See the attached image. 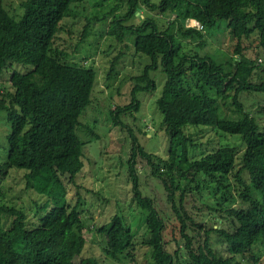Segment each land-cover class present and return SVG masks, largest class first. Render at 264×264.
I'll return each mask as SVG.
<instances>
[{
	"label": "trees",
	"instance_id": "obj_1",
	"mask_svg": "<svg viewBox=\"0 0 264 264\" xmlns=\"http://www.w3.org/2000/svg\"><path fill=\"white\" fill-rule=\"evenodd\" d=\"M87 1L25 0L22 15L16 18L0 0V77L9 73L14 90L0 93V113H6L11 126L6 136L7 160L0 163V186L12 175L23 174L27 186L47 199L37 209L38 214L45 211L40 226L28 229L22 210L1 203L0 189V264H101L94 256L85 257L95 233L105 238L106 264L135 261L136 236L125 217L117 214L103 226L91 225L80 212V202L69 204L64 183L68 177L76 185L85 167L87 143L80 130L85 127L91 135L92 128L84 126L81 117L93 103L98 72L86 63H69V54L57 43L64 22L78 20L79 7ZM127 7L125 15L112 18L107 34L121 44L133 37L136 54L150 63L134 78L130 103L112 107L110 115L114 127L131 138L127 169L133 200L144 214L147 231L141 244L151 250V264H237L240 257L259 263L264 259V128L246 109L242 95H264V81H254L261 66L259 56H248L244 46L256 35L257 49L264 56V0H127ZM143 7L174 19L162 29L153 17L142 13L143 19L134 24ZM191 21L203 29L190 26ZM88 29L85 26L83 41ZM216 30H228L236 40L234 54L227 53L225 60L182 52V41L203 48L209 32ZM120 58L122 53L111 60L109 76ZM15 65L32 70L20 73ZM160 69L166 82L156 106L169 138L165 158L145 151L121 118L140 111L141 94L157 91L151 73ZM259 112L264 113V108ZM206 129L219 137L239 138L241 156L239 148L230 144L196 154L204 146L196 136ZM139 160L150 168L175 211L180 226L173 251L155 200L144 194ZM12 170L25 173L10 175ZM208 189L215 196L221 194L216 207L209 209L225 211L234 219L226 228L220 225L211 230L216 243L208 232L195 248L188 234L192 220L184 204L188 194L196 191L203 196ZM225 200L241 207L228 212L222 206ZM217 245H225L229 256Z\"/></svg>",
	"mask_w": 264,
	"mask_h": 264
},
{
	"label": "rangeland",
	"instance_id": "obj_2",
	"mask_svg": "<svg viewBox=\"0 0 264 264\" xmlns=\"http://www.w3.org/2000/svg\"><path fill=\"white\" fill-rule=\"evenodd\" d=\"M3 1L5 8L12 16L18 18L22 15L21 3L25 0ZM127 10V0H88L79 7L80 17L78 20L64 22L65 29L61 32L57 44L69 54L67 61L77 64L86 63L87 66H93L98 72L93 103L81 117L82 124L92 128L91 135L85 127L80 130V135L87 143L84 148L85 167L77 177L76 185L71 184L68 177H64V183L68 191L69 204L74 206L80 202V212L91 225L103 226L117 214L125 217L136 236L135 261H128L126 264H151V250L141 244L147 231L144 214L133 200L132 184L127 169V162L131 154V138L127 131L114 127L110 115L112 107H124L130 103L131 91L135 85L134 78L141 75L143 69L150 63L149 58L136 54L133 37H127L125 43L121 44L107 34L112 18L125 15ZM142 13L153 17L162 29H167L174 19L173 16H163L157 11L143 7V11L139 13L140 18L132 21L134 24H139L143 19ZM87 25L89 26L88 34L83 41L81 38ZM219 31L209 32L210 39L208 42L206 41L203 48H199L198 43L182 41V52L192 54L196 51L201 56L206 54L218 61L225 60L227 53L234 54L236 40L228 30ZM175 32L176 29L173 28L172 33ZM256 45V35L244 43V46L248 48L246 50L248 56L253 58L259 56L258 65L261 66L256 70L254 81L261 82L264 81V65H262L264 56ZM120 53H122V58L119 59L116 71L109 76L111 60ZM31 68L21 65L14 66V69L20 73L31 71ZM151 76L157 83V91L141 94L140 111L122 115L121 118L138 138L145 151L165 158L169 151V138L164 131L162 115L156 106V101L162 93L166 75L160 69L152 72ZM9 80V73L0 77V93L14 91ZM242 100L246 109L257 118L259 124L264 128V113L260 114L259 112L261 108H264V95L244 93ZM10 131L11 126L7 122V115L5 112H1L0 163L7 160L8 142L6 136ZM221 136L223 135L221 134ZM196 137L200 139L199 143L204 144L196 152L199 156L203 152L214 150L220 144L237 146L240 150L239 156L243 153L239 138H232L228 135L223 136L224 138L219 137L209 129L204 130ZM137 169L144 194L155 200L160 215L166 223V242L169 249L173 251L175 248L174 238H177L178 226H180L175 211L168 204L166 194L160 184L151 176V170L146 163L139 160ZM18 172L25 173L22 170H12L10 175ZM0 189L4 193L1 203L22 210L26 215V224L30 225H28V229L40 226L45 211L38 214L37 209L38 206L44 205L47 199L27 186L23 174L12 175L3 184L1 183ZM212 192L213 189H208L203 196H200L195 191L188 194L185 200V210L192 220L188 221V234L193 238L195 248L203 244L208 232L211 233L212 241L216 243V235L211 230L220 225L222 228H226L230 220L234 219L225 211L216 213L209 209L216 207L221 196V194L215 196ZM178 201L177 198V203ZM230 202L232 201L225 200L222 205L228 212L241 207L240 204ZM105 243L104 237L96 233L92 234L87 243L85 257L94 256L101 260V264H106ZM217 249L225 256H229L225 245H217ZM238 263L256 264L250 262L248 257L238 258ZM257 264H264V259Z\"/></svg>",
	"mask_w": 264,
	"mask_h": 264
},
{
	"label": "built area",
	"instance_id": "obj_3",
	"mask_svg": "<svg viewBox=\"0 0 264 264\" xmlns=\"http://www.w3.org/2000/svg\"><path fill=\"white\" fill-rule=\"evenodd\" d=\"M190 26H192V27L197 26V27H199L200 29H203V27H202L198 22H196V21H191Z\"/></svg>",
	"mask_w": 264,
	"mask_h": 264
}]
</instances>
